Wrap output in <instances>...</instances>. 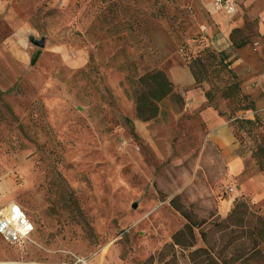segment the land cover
Returning <instances> with one entry per match:
<instances>
[{"label": "rangeland", "instance_id": "rangeland-1", "mask_svg": "<svg viewBox=\"0 0 264 264\" xmlns=\"http://www.w3.org/2000/svg\"><path fill=\"white\" fill-rule=\"evenodd\" d=\"M234 1L229 16L210 0H0V209L17 203L35 225L23 248L0 238V264H159L185 213L213 224L216 249L237 234L255 244L233 264H264L255 216L242 224L252 234L222 239L217 224L236 201L264 217V0ZM185 66L205 98L196 109L169 74ZM152 71L172 93L144 120L134 96Z\"/></svg>", "mask_w": 264, "mask_h": 264}, {"label": "trees", "instance_id": "trees-1", "mask_svg": "<svg viewBox=\"0 0 264 264\" xmlns=\"http://www.w3.org/2000/svg\"><path fill=\"white\" fill-rule=\"evenodd\" d=\"M245 43L246 42H241L238 47L244 46ZM205 54L206 57H220L219 61L222 64V67H227V63L224 64L225 57L223 54H217L214 51L208 50ZM36 57L37 54L32 58L31 63L35 62ZM140 82L143 86V90L137 93L134 98L139 112L145 113V116H143L144 120H148L155 117L157 114L156 103L171 95L172 84L161 71H152L146 73L140 77ZM206 95L208 96V92H206ZM246 215L255 216L257 222L262 227L259 235L264 237V217L249 212L248 204L242 201H236L227 216L217 223L218 225L222 226L223 230L220 237L223 239L226 234L237 232L239 234H243L245 232L252 234L255 227L248 225V231H246L242 226L244 222V216ZM184 216L187 220L186 223L172 235L171 241L169 243L164 245L156 254L151 256V260L156 261L159 264H178L176 253L177 250H180L181 255L185 258V264H197L195 259L200 254L206 255V259L209 260V264H233L235 261L241 258V256L251 253V251L255 248V244H253L252 248L246 249L243 247L241 236L237 234L232 237L229 236L228 239L223 241L221 247L216 249L215 244L209 239V235L213 229V224L206 222L205 220H196L186 213ZM29 219L32 221L30 217ZM227 230L229 231L227 232ZM197 234L202 240L204 247H196ZM28 243L29 241L26 242L24 246H26ZM228 249H230V253H228Z\"/></svg>", "mask_w": 264, "mask_h": 264}, {"label": "crops", "instance_id": "crops-1", "mask_svg": "<svg viewBox=\"0 0 264 264\" xmlns=\"http://www.w3.org/2000/svg\"><path fill=\"white\" fill-rule=\"evenodd\" d=\"M220 43V42H219ZM170 77L177 89L183 91L182 95L186 101V105L190 109H196L201 107L205 98L199 91L192 86L195 83V79L188 67H178L170 71ZM203 117H211L209 121V127L211 129V138L219 146H226L231 143L232 134L229 126L218 116H213L212 111H205L202 113ZM243 171V161L240 157L235 156L231 158L229 162V172L233 175H238ZM236 190V187H234ZM234 190V191H235ZM229 204H224V208L227 209Z\"/></svg>", "mask_w": 264, "mask_h": 264}, {"label": "built area", "instance_id": "built-area-1", "mask_svg": "<svg viewBox=\"0 0 264 264\" xmlns=\"http://www.w3.org/2000/svg\"><path fill=\"white\" fill-rule=\"evenodd\" d=\"M210 6L213 11H222L229 16L236 12L234 0H210ZM234 190V187L229 188L230 193ZM33 231V222L20 205L12 202L0 209V238L6 245L23 248L31 240Z\"/></svg>", "mask_w": 264, "mask_h": 264}, {"label": "water", "instance_id": "water-1", "mask_svg": "<svg viewBox=\"0 0 264 264\" xmlns=\"http://www.w3.org/2000/svg\"><path fill=\"white\" fill-rule=\"evenodd\" d=\"M29 40L34 46H36L38 48H44L45 42H46V37L41 36L40 38H35V37L31 36L29 38Z\"/></svg>", "mask_w": 264, "mask_h": 264}]
</instances>
